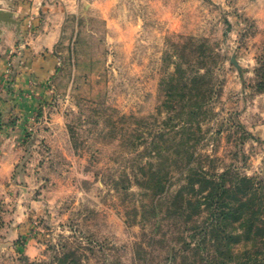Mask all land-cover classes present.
Masks as SVG:
<instances>
[{
    "label": "rangeland",
    "instance_id": "obj_1",
    "mask_svg": "<svg viewBox=\"0 0 264 264\" xmlns=\"http://www.w3.org/2000/svg\"><path fill=\"white\" fill-rule=\"evenodd\" d=\"M253 1L68 5L52 96L0 196V264L222 261L200 243L216 200L189 181L225 171L223 207L264 217V13H246ZM187 198L202 201L198 214L179 210ZM252 244L229 240L224 263Z\"/></svg>",
    "mask_w": 264,
    "mask_h": 264
},
{
    "label": "crops",
    "instance_id": "obj_2",
    "mask_svg": "<svg viewBox=\"0 0 264 264\" xmlns=\"http://www.w3.org/2000/svg\"><path fill=\"white\" fill-rule=\"evenodd\" d=\"M78 0H0V9L18 21H0V196L17 177L16 164L28 137L27 125L50 99V78L59 62L62 20ZM263 0L245 8L263 14ZM12 51V54H9ZM20 207V206H18Z\"/></svg>",
    "mask_w": 264,
    "mask_h": 264
},
{
    "label": "trees",
    "instance_id": "obj_3",
    "mask_svg": "<svg viewBox=\"0 0 264 264\" xmlns=\"http://www.w3.org/2000/svg\"><path fill=\"white\" fill-rule=\"evenodd\" d=\"M225 175V171L217 175V177L215 175L208 177L205 174L196 173V177L189 181L191 189L193 188L194 181H198L202 184L199 189V192H205L202 196V201L207 203L209 200H211V202H214V199L216 200L214 203L215 207H206L211 213L212 219L200 236V243L203 244V249H205L207 246L206 244L212 240V244L216 247L217 252L221 256L222 261H220L219 264H225L223 260L226 258L229 240L243 236L245 240L253 243V247L252 249L245 250L243 253L245 259L237 261L235 264H264V217H262L261 208L223 207L225 202L224 199H221V196L228 191L229 188L225 187L222 183ZM215 177L220 181L216 180ZM237 177V182H242L244 187L243 189L237 187L236 190L239 192H246L249 190V183L252 181L251 178L244 175ZM236 198L240 202V206L247 205L246 202L248 201L245 202L239 197ZM185 201L188 207L178 208L183 211L188 210L186 217L200 212V204L202 201L199 198H195L194 200H192V198H187ZM233 222H238V225H231Z\"/></svg>",
    "mask_w": 264,
    "mask_h": 264
},
{
    "label": "water",
    "instance_id": "obj_4",
    "mask_svg": "<svg viewBox=\"0 0 264 264\" xmlns=\"http://www.w3.org/2000/svg\"><path fill=\"white\" fill-rule=\"evenodd\" d=\"M12 13L8 12V11H3L0 9V21H4V22H15L16 24H18V21L13 20L11 18Z\"/></svg>",
    "mask_w": 264,
    "mask_h": 264
},
{
    "label": "built area",
    "instance_id": "obj_5",
    "mask_svg": "<svg viewBox=\"0 0 264 264\" xmlns=\"http://www.w3.org/2000/svg\"><path fill=\"white\" fill-rule=\"evenodd\" d=\"M9 54L11 55V54H12V51H9ZM32 121H34L33 118H32ZM32 130H33L32 127L28 126V127L26 128V135H27L28 133L32 132Z\"/></svg>",
    "mask_w": 264,
    "mask_h": 264
}]
</instances>
